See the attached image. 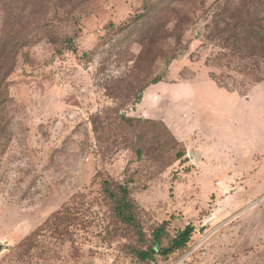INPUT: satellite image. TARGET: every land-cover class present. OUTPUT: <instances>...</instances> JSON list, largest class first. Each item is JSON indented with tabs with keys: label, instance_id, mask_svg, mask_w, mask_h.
Instances as JSON below:
<instances>
[{
	"label": "rangeland",
	"instance_id": "rangeland-1",
	"mask_svg": "<svg viewBox=\"0 0 264 264\" xmlns=\"http://www.w3.org/2000/svg\"><path fill=\"white\" fill-rule=\"evenodd\" d=\"M219 1L0 0V264H141L104 180L149 238L195 227L157 264H264V62Z\"/></svg>",
	"mask_w": 264,
	"mask_h": 264
},
{
	"label": "trees",
	"instance_id": "trees-1",
	"mask_svg": "<svg viewBox=\"0 0 264 264\" xmlns=\"http://www.w3.org/2000/svg\"><path fill=\"white\" fill-rule=\"evenodd\" d=\"M213 16L212 35L219 38L224 48L230 49L244 60L255 59L259 64L264 62V0H220ZM2 71L0 67V73ZM140 100L141 97L138 98ZM139 122L156 124L155 121L146 119ZM164 126L171 132L167 125ZM173 141L179 148L177 160L187 161L184 159L187 155L185 147L176 137ZM103 191L113 203L116 220L134 232L137 239L135 244L126 246L130 249L129 254L141 264H157L160 257H170L185 249L192 240L195 233L193 225H188L174 238H170V221L159 225L149 238L140 223L137 212L139 208L131 196L129 185L104 180ZM59 214L56 213V216ZM166 239H169L168 244L165 243Z\"/></svg>",
	"mask_w": 264,
	"mask_h": 264
}]
</instances>
